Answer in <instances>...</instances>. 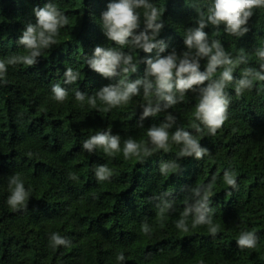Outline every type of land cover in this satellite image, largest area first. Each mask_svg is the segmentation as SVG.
Listing matches in <instances>:
<instances>
[{
	"label": "trees",
	"instance_id": "16d2710c",
	"mask_svg": "<svg viewBox=\"0 0 264 264\" xmlns=\"http://www.w3.org/2000/svg\"><path fill=\"white\" fill-rule=\"evenodd\" d=\"M111 2L0 0V60L5 62L26 54L19 41L28 25L37 24L34 9L54 4L68 18L56 43L33 66L6 65L0 76V264H264V81L253 78L250 89L240 95L235 91L245 69L264 71V60L256 55L264 50V8L253 10L249 31L242 36L228 34L224 25L205 28L209 43L219 40L238 62L225 89L228 119L213 135L195 116L199 86L183 99L177 93L178 103L160 104V111L148 117L144 108L149 99L155 107V97L145 98L143 85L139 95L117 107L110 108L97 94L104 87L120 86L121 80L151 79L147 60L158 54L175 52L182 58L190 51L184 43L188 30L198 27L201 14L206 19L214 0H149L163 23L155 36L158 47L151 53L131 43L141 33L153 35L143 9L129 44L121 47L108 39L102 14ZM98 46L131 55L136 71L124 73L121 67L114 77L96 72L89 62ZM198 59L204 71L207 58ZM68 68L79 73L76 81H68ZM222 71L217 69L213 79ZM57 84L68 92L64 102L53 98ZM76 92L84 95L83 102ZM92 97H97L95 106L88 103ZM162 125L168 126L170 136L190 132L206 153L200 159L195 154L181 157L182 145L171 139L167 150L155 149L147 131ZM109 130L120 136V152L107 155L102 148L89 152L83 147L91 136ZM129 138L153 151L125 159L122 149ZM162 164L169 165L166 173ZM105 165L112 175L100 181L95 169ZM16 175L29 197L25 206L12 208L7 201L14 187L10 179ZM226 175L233 176L235 186L226 184ZM200 203L207 204L217 233L207 224L192 227ZM189 209V230L184 232L176 223ZM145 224L148 233L142 230ZM242 232L255 235V247H239ZM54 233L66 245L53 246Z\"/></svg>",
	"mask_w": 264,
	"mask_h": 264
},
{
	"label": "clouds",
	"instance_id": "9594fccd",
	"mask_svg": "<svg viewBox=\"0 0 264 264\" xmlns=\"http://www.w3.org/2000/svg\"><path fill=\"white\" fill-rule=\"evenodd\" d=\"M256 8H264V0H214L213 5L208 9L206 19L201 14L197 21L198 27L188 30L184 43L190 51L185 52L182 58L173 52L167 56L158 54L154 60L148 59L147 74L151 79L137 80L135 83H127L121 80L120 86L104 87L97 94L99 100L110 108L127 104L133 96L139 95V88L143 85L145 98L155 97L156 106L153 107V100L149 99L147 107L144 108V117H148L156 115L160 111V104H164L165 107H172L178 103L177 93L183 99L188 91L199 86L200 96L195 116L214 135L228 119V99L225 89L233 82V68L234 64L238 62H234L230 58L219 40H213L209 43L205 28L209 24L216 27L224 25V30L228 34L242 36L249 31L246 25ZM140 9H143V19L147 28L153 31L152 36L144 32L133 37L134 32L140 26ZM34 12L37 24L28 25L19 41L20 44L24 45L26 54L12 57L7 62L0 60V76L6 73V65L22 63L29 67L33 66L36 63V58L42 55V51L56 43L55 37L59 30L68 24V18L54 4H47L44 8H36ZM159 21L160 10L149 0H113L108 4L107 11L102 14V25L110 41L123 47L129 44V38L133 37L131 43L147 53H151L153 49L158 47V44L154 42L155 36L163 28V23ZM193 50L195 56L192 55ZM160 51H164L162 42ZM256 55L264 60V50H258ZM204 57L207 58V65L205 70L201 71L198 58ZM132 60L131 55H126L115 48L105 49L98 46L95 49V58L89 63L92 69L104 77H114L121 67L124 73H128L130 68L132 72H135L136 65L132 63ZM217 69H223V71L220 73L219 79H213ZM261 70H264V63L261 64ZM65 75L69 82H74L79 73H74L72 68H68ZM253 78L264 81V71H256L252 68L245 69L244 78L238 81L235 87L237 95L252 87ZM52 91L53 98L58 102H64L68 96V92L59 84L55 85ZM76 99L83 102L85 97L80 92H76ZM96 100L97 97L89 98L88 103L95 106ZM168 119L171 120L172 117H168ZM167 127V125H162L148 129L147 136L155 149L167 150L171 139L173 143L182 145L179 153L181 157H189L195 154L196 158L200 159L206 153V150L200 148L199 140L193 137L190 132L180 130L170 136ZM193 127L198 132L200 131L197 125H193ZM83 147L89 152L96 148H102L105 154L112 155L121 151V138L119 135L113 136L110 130L108 133L100 132L86 140ZM122 151L124 158L130 159L140 157L142 153L145 156L150 155L153 149L142 146L134 139L129 138L124 141ZM168 170V164L161 165L162 173H166ZM95 174L100 181H105L111 177L112 172L105 165L96 168ZM225 182L229 186H235L236 183L232 175H226ZM10 187L11 195L7 203L12 208L25 206L29 192L26 191L24 183L18 175L10 179ZM208 199V195H205L204 201ZM206 209V203L198 205L192 227L196 228L207 224L209 231L215 234L219 226L213 225ZM164 211L165 209H160L161 213ZM190 214V209L185 210L181 219L176 223L178 229L184 232L189 230L187 218ZM142 230L148 233V225H143ZM51 241L53 246L66 245L65 239L59 234H52ZM256 243V237L251 232H242L237 240L240 248H253ZM118 259L123 260V255H120Z\"/></svg>",
	"mask_w": 264,
	"mask_h": 264
}]
</instances>
